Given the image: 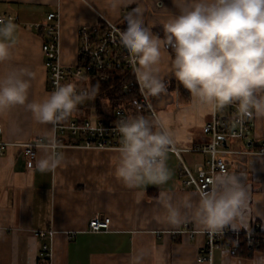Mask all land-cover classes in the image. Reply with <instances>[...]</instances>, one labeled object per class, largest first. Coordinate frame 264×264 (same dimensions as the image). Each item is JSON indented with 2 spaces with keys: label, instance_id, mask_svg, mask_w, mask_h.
Listing matches in <instances>:
<instances>
[{
  "label": "crops",
  "instance_id": "0c3cea01",
  "mask_svg": "<svg viewBox=\"0 0 264 264\" xmlns=\"http://www.w3.org/2000/svg\"><path fill=\"white\" fill-rule=\"evenodd\" d=\"M113 2L0 0V15L15 17L17 25L12 42L13 59L0 64V75L11 69L29 70L32 73L29 101H41L51 93L43 65L44 37L27 24L43 22L47 13L57 12L59 59L70 66L78 59L81 26H96L102 19L121 26L133 9L140 8L145 26L162 41L158 67L168 92L151 97V101L155 113L173 132L174 145L181 149L180 156L172 150L168 152L167 165L172 176L163 185L128 188L115 176L117 149L61 148L62 164L55 171L40 172L35 164L44 152L37 148L34 163L27 167L20 144L35 137L44 138L52 125L38 124L25 107L13 108L0 115L1 138L8 144L0 153V264H130L141 248L161 254L164 264H264V248L245 256L224 246H215L209 260L199 261L205 232L191 222L172 226L158 218L161 192L174 198L185 194L197 197L199 192L193 185L183 183L179 171L187 167L197 175L200 168L207 169L209 155L190 152L188 148L206 139L202 127L212 113L199 108L190 93L185 97L177 88L169 87L168 82L175 79L173 57L158 32L178 13L179 0H121L116 7ZM91 105H78L74 115L87 118L83 114L94 112L88 108ZM262 140L264 118L251 119L249 140H228V146L235 152L225 154L224 159L228 172L241 175L248 189L251 207L248 227L258 223L264 232V154L254 153ZM95 215L110 218L106 229H88V220ZM188 228L195 231L192 236ZM38 231H44L45 235L37 236ZM43 243L51 249L48 261L39 257ZM145 264H155L153 257L147 258Z\"/></svg>",
  "mask_w": 264,
  "mask_h": 264
},
{
  "label": "clouds",
  "instance_id": "9594fccd",
  "mask_svg": "<svg viewBox=\"0 0 264 264\" xmlns=\"http://www.w3.org/2000/svg\"><path fill=\"white\" fill-rule=\"evenodd\" d=\"M121 0H114L116 7ZM178 13L163 24V46L171 49L172 75L201 109L215 113L235 105L238 120L264 118V0H179ZM119 33L128 53L139 90L145 98L168 92L159 74L162 41L145 26L140 8L127 15ZM17 25L0 19V64L13 59L12 42ZM27 69H11L0 75V115L25 107L38 124H50L38 147L44 155L36 161L40 172H52L62 164L61 145L55 128L70 118L78 105L94 99L99 85L78 90L72 83L58 84L41 101H29ZM121 140L115 176L128 188L163 185L172 176L167 159L174 134L154 112L116 122ZM210 189L174 198L161 192L158 218L172 226L191 222L201 232H238L248 227L250 196L241 175L221 170L212 175ZM164 264L159 253L141 248L130 264H145L149 257Z\"/></svg>",
  "mask_w": 264,
  "mask_h": 264
},
{
  "label": "built area",
  "instance_id": "2783aa9c",
  "mask_svg": "<svg viewBox=\"0 0 264 264\" xmlns=\"http://www.w3.org/2000/svg\"><path fill=\"white\" fill-rule=\"evenodd\" d=\"M16 18L11 15H0V19L7 20ZM29 29H34L43 34L41 49L44 54L43 65L47 70V87L52 92L58 84L72 83L78 90V83L81 80L98 79L106 81L110 71L120 69L122 66L133 69L128 61V53L120 43L119 33L122 28L111 21L102 19L96 26L83 25L79 29L78 59L74 65L65 66L59 59V23L58 13L49 12L43 22L27 24ZM134 75V74H133ZM138 89V104L148 110L151 114L155 112L151 97L145 98L139 90L135 76L132 81ZM127 87V85H124ZM95 114V113H94ZM125 119L123 116L117 118L113 123L106 122L103 118L95 115L94 120L90 117L80 119L74 114L66 121L60 123L55 128V136L61 145L66 147H82L89 149H118L120 146V134L116 130V122ZM202 133L206 139L196 142L188 148V151L195 153H205L209 155L206 160L207 169L200 168L197 175H193L187 167L179 171L185 185H193L198 192L210 189L209 178L222 169L228 171L224 155L234 153L230 149L227 141L230 139L250 138V120L241 123L237 118L235 105H229L222 111L212 113L208 122L202 127ZM2 128L0 126V153L8 145L1 138ZM43 140L42 137H35L21 143L22 153L26 160L27 167H31L36 158L38 145ZM59 149L57 150L59 152ZM170 150L180 156V148L173 145ZM252 152V151H247ZM254 153L264 154V140H262ZM108 216H92L87 223L88 229L97 231L106 229L109 225ZM186 225V224H185ZM190 235L195 232L188 228ZM36 235L43 237L44 231L36 232ZM206 241L200 249L199 261L209 260L212 249L215 246H224L233 253L245 250L247 254H252L254 250L264 247V234L258 223L251 227L241 229L238 232L225 229L221 233L205 232ZM51 249L47 243H43L39 252V257L48 261Z\"/></svg>",
  "mask_w": 264,
  "mask_h": 264
},
{
  "label": "trees",
  "instance_id": "16d2710c",
  "mask_svg": "<svg viewBox=\"0 0 264 264\" xmlns=\"http://www.w3.org/2000/svg\"><path fill=\"white\" fill-rule=\"evenodd\" d=\"M126 26L125 20L120 27L124 30ZM158 33L164 38L163 30H160ZM169 52L173 57L171 49H169ZM133 79L134 75L132 70L122 66L120 69L110 71L109 78L106 81H100L98 79L87 80L86 85L82 89H87L97 84L99 85V91L89 108H93L95 115L103 118L108 123L115 122L120 116H123L125 119L136 115H144L150 118L152 114L138 104L139 92L132 83ZM168 83H170L169 87L177 88L185 97L189 94L188 90L180 85L176 79L170 80ZM124 85H127V87H124ZM102 102H106V108H103ZM237 254L249 255L245 250H241Z\"/></svg>",
  "mask_w": 264,
  "mask_h": 264
},
{
  "label": "rangeland",
  "instance_id": "374dc122",
  "mask_svg": "<svg viewBox=\"0 0 264 264\" xmlns=\"http://www.w3.org/2000/svg\"><path fill=\"white\" fill-rule=\"evenodd\" d=\"M86 83H87V81L86 80H81L80 79V81H79V83L77 84L78 85V87H83L84 85H86ZM91 103H93V99H90V100H86L85 102H84V104H91ZM102 105H103V108H106V106H107V104H106V102H102ZM90 106H88V108H89ZM93 109V108H92ZM156 108L154 107V110H155ZM156 111V110H155ZM83 117H90V119H92V120H94V117H95V114H94V112H92V111H90V112H85L84 114H83Z\"/></svg>",
  "mask_w": 264,
  "mask_h": 264
}]
</instances>
